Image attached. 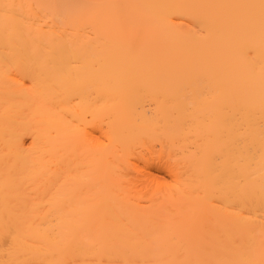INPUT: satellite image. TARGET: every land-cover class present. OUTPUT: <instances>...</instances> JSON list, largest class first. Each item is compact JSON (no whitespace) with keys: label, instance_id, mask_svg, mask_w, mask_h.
<instances>
[{"label":"bare ground","instance_id":"obj_1","mask_svg":"<svg viewBox=\"0 0 264 264\" xmlns=\"http://www.w3.org/2000/svg\"><path fill=\"white\" fill-rule=\"evenodd\" d=\"M0 264H264V0H0Z\"/></svg>","mask_w":264,"mask_h":264},{"label":"rangeland","instance_id":"obj_2","mask_svg":"<svg viewBox=\"0 0 264 264\" xmlns=\"http://www.w3.org/2000/svg\"><path fill=\"white\" fill-rule=\"evenodd\" d=\"M87 1H89V0H87ZM163 161L164 160L162 159V161L159 164L165 165L166 163L164 164ZM159 164L152 163V165H153L152 168L155 172L158 173V176H160V177H158L159 178L158 180L165 186V185L171 183V177L172 176L170 174H172V172L169 170L170 167H163V166L160 167Z\"/></svg>","mask_w":264,"mask_h":264}]
</instances>
